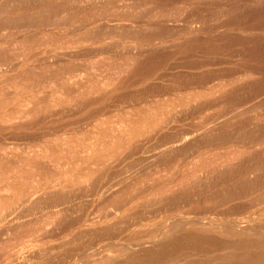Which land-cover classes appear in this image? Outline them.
Masks as SVG:
<instances>
[{
	"label": "bare ground",
	"instance_id": "1",
	"mask_svg": "<svg viewBox=\"0 0 264 264\" xmlns=\"http://www.w3.org/2000/svg\"><path fill=\"white\" fill-rule=\"evenodd\" d=\"M12 27L0 264H264V0H0ZM228 49L213 73L173 60Z\"/></svg>",
	"mask_w": 264,
	"mask_h": 264
},
{
	"label": "rangeland",
	"instance_id": "2",
	"mask_svg": "<svg viewBox=\"0 0 264 264\" xmlns=\"http://www.w3.org/2000/svg\"><path fill=\"white\" fill-rule=\"evenodd\" d=\"M161 1H164V0H161ZM255 22H256L255 20H252V21L248 22V24H245V25L252 26V24H254ZM181 23H183L184 25L189 24V22H187V21H181ZM3 32H4L3 34H0V42L6 41V39L3 38V36L16 35L17 30L12 27L10 29H4ZM115 39H118L119 40L118 42L125 40V39H121L120 37H115ZM8 41H10V39ZM127 41H128V39H127ZM80 50L81 49H78L76 52H79ZM231 52H232V50L228 49L227 51H225L223 54H220V55L214 54V53H207V54H203V55H199V56H197V55L184 56L185 55L184 54L183 56H180L179 58H175L173 60L183 63L186 61L192 62V61H195L197 59V62L205 63V65L203 66V69L206 70V72L211 71L213 73L218 68L233 62L231 60H233L234 57H231V55H230ZM99 56H96V58H99ZM87 57H88V55H85L84 58L80 59L81 58L80 57L79 59H75V60H76V62H86V61H88ZM171 71H173V70L169 69V70L164 71L166 73V75L163 76L164 80H162V81L165 82L166 84H168L169 86H171L172 84L177 85L178 79L172 80V77L174 75L171 74ZM214 80H216V79H214ZM140 98H142V97L128 94L127 96L122 97L120 99H115V100L107 99L103 103L96 105L94 108L86 109L82 112L77 113L74 116H70L68 118L59 120V121L55 122L54 125L57 126V125L65 124L66 126H69L70 128H72L73 126H81V125H84V123L89 119V117L92 115L91 113H93V112L97 113L98 111L103 110L105 112L111 113V112L117 111L119 108L121 109V108L130 106V105L140 101ZM253 100H255V99H252L251 102ZM251 102L246 103L244 105V107L247 106L248 104H252ZM241 105H238V106L240 107ZM180 124H182L183 126H186V127H191V126L195 125V121L192 120L190 116H187L185 119L180 121ZM1 139H2L1 142L3 144H7V145H10V144H12L13 141H15V139L7 137V134L6 135L4 134ZM16 142H19L20 145H24L27 142V140L26 139H16ZM142 172H143L142 167H134V169H133V173L135 175H139ZM92 199H93L92 197H88L87 200H85V203L87 202L88 204H90Z\"/></svg>",
	"mask_w": 264,
	"mask_h": 264
}]
</instances>
